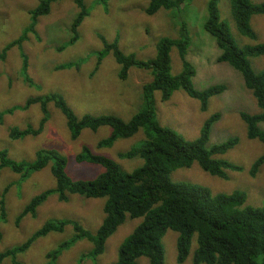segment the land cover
<instances>
[{"label": "rangeland", "instance_id": "obj_1", "mask_svg": "<svg viewBox=\"0 0 264 264\" xmlns=\"http://www.w3.org/2000/svg\"><path fill=\"white\" fill-rule=\"evenodd\" d=\"M149 1L83 0L88 14L77 26L78 38L59 51L56 47L67 42L71 34L70 24L78 11L74 0L52 2L49 12L35 19L32 11L40 0H0V52L5 44L27 29L20 48L12 47L0 59V111L23 105L32 97L58 93L77 116L116 115L127 121L143 108L141 88L151 80L152 75L149 70L132 66L128 76L120 79V65L111 53L96 66L97 53L103 50L100 37L107 41L117 37V44L123 53H133L136 58L147 60L155 55L157 42L163 37L176 38L179 27L184 23L190 36L186 59L194 65L196 72L192 78L194 87L202 90L222 84L226 88L208 99L204 111L200 109L198 99L188 96L181 88L166 101L161 99L160 91H154L156 119L160 125L173 129L186 140H193L199 135L203 121L217 112L219 117L212 125L208 145L237 138L233 147L217 157L238 165L240 169H227L226 177L220 178L210 175L194 161L189 167L173 170L169 178L173 182L205 186L212 193L240 190L245 193V204L264 206V163L255 175L250 174L253 162L264 152V144L256 138L247 137L246 124L240 118V112L254 114L259 108L251 91L245 87L241 73L228 63L217 61L220 49L202 27L207 18L208 0H184L173 11L161 8L147 15L144 9ZM251 1L260 3L263 0ZM104 4H107V10ZM217 9L219 18L228 25L237 46L264 41V14L250 17L249 23L255 33L252 39L237 30L229 0H217ZM32 23L35 32L28 31ZM169 55L170 73L178 74L182 64L175 46L171 47ZM248 60L255 72L264 70V54L249 56ZM24 62L27 65L25 71ZM67 62L77 64L71 68L56 69V65ZM47 106V121L36 136L11 139L8 132L13 126L19 129L28 125L37 127L41 117L38 104L4 114L0 123V149H5L8 157L29 162L35 159L38 149H54L64 156L65 171L72 179H90L103 170L97 164L75 161V155L83 146L95 154L113 159L122 171L129 172L141 165L142 160L138 157L121 158L118 154L140 145L145 140L143 129L128 138L117 139L111 146L97 147L96 143L109 135V126H101L95 131L84 128L76 139H72L61 111L52 102ZM261 128L264 131L263 124ZM51 166L52 162H48L42 169L30 171L25 177L7 167L0 169V197L7 187L3 197L5 218L0 219V252L23 243L47 220H76L92 233L102 221L104 198L70 194L69 199L62 202L57 200L56 194H50L37 206L34 215L25 214L16 223V217L34 195L55 186ZM140 220L126 216L125 221L108 237L103 252L98 256H85L79 261L92 246L90 241L82 238L63 250L55 264H113L118 246ZM74 233L70 224L65 225L62 232H49L37 238L25 251L17 253L14 261L18 264H45L46 253L70 239ZM177 236L176 231L168 229L162 238L165 264H192L195 236L191 238L188 256L182 263L176 260ZM0 264L14 263L11 257H6ZM136 264H149V260L142 256ZM258 264H261L260 260Z\"/></svg>", "mask_w": 264, "mask_h": 264}, {"label": "trees", "instance_id": "obj_2", "mask_svg": "<svg viewBox=\"0 0 264 264\" xmlns=\"http://www.w3.org/2000/svg\"><path fill=\"white\" fill-rule=\"evenodd\" d=\"M58 0H40L32 11L33 19L45 15L50 10L52 2ZM106 1V0H101ZM184 0H150L144 12L147 15L156 13L159 9L171 10L177 8ZM207 18L203 29L215 40L220 49L218 62H226L242 75L244 85L256 100L259 111L254 114L240 112V118L246 124V134L249 139L256 138L264 144V70L255 72L249 63V56L264 54V41L239 47L230 35L228 25L219 18L217 0L207 1ZM78 11L70 24V37L67 42L56 47L61 51L67 44L78 38L77 26L88 14L83 0H74ZM231 14L237 30L245 36L255 38L250 26V17L254 14H264V0L253 3L251 0H229ZM107 10V4H104ZM35 21V20H34ZM28 31L35 32L34 23ZM27 35L24 30L16 39L2 47L0 59L12 47L20 48ZM103 50L99 51L96 66L108 53H111L120 65L118 77L125 79L130 67L149 70L152 78L142 85L143 108L124 121L116 115L92 116L84 114L77 116L58 93L45 94L27 99L25 104L13 106L0 111V123L6 113L15 109H26L32 104H38L41 117L37 127L31 125L23 129L10 127L8 136L18 139L27 135H38L47 121L48 103L52 102L65 117L69 135L76 139L82 129L95 131L101 126H109L111 131L100 139L97 147L111 146L117 139L128 138L143 129L145 140L138 146H133L118 154L121 158L138 157L142 160L140 166L126 172L122 171L113 159L93 153L83 146L75 155L77 163H92L103 167V170L90 179H72L65 171L66 160L54 149H38L33 161H15L8 157L5 149H0V169L7 167L12 172L25 177L30 171L42 169L52 162L51 172L55 178V186L34 195L16 217V223L25 214L34 215L37 206L46 200L50 194H56L57 200L65 202L70 194L85 198H104V217L94 233L72 219L47 220L35 230L23 243L0 252V263L6 257L14 261L17 253L25 251L37 238L49 232H62L65 225L73 226L75 233L45 255V264H55L61 252L69 248L76 240L86 239L92 246L81 255L98 256L104 250L106 240L121 225L126 216L141 218L132 232L124 238L117 249L113 264H136L139 257L145 256L149 264H165L162 238L168 229L178 233L176 239V260L182 263L188 256L191 238L195 236L196 247L193 251L192 264H264V206L245 204V193L234 190L231 193H212L209 188L192 183L173 182L169 174L180 167H189L194 161L210 175L226 177L225 171L239 170L240 167L217 156L225 153L237 143L232 137L223 142L208 145L210 131L218 119L217 112L209 115L202 123L199 135L193 140H186L176 131L160 125L154 113V91H160L163 101L181 88L185 93L200 103V109L206 110L208 99L225 90L222 84L212 85L198 90L194 87L192 78L195 75L194 65L186 59L190 36L187 27L182 23L176 38H161L156 44L155 55L147 60L136 58L133 53H123L117 37L107 41L100 37ZM175 46L180 58L182 69L178 74L170 73V49ZM76 63V62H75ZM67 62L56 65V69L71 68L75 65ZM77 64V63H76ZM26 62L23 64L26 70ZM264 163V152L252 164L250 174L255 175L258 167ZM5 187L0 197V219L5 218L3 197ZM53 258L52 261L50 259ZM18 264V263H17Z\"/></svg>", "mask_w": 264, "mask_h": 264}]
</instances>
